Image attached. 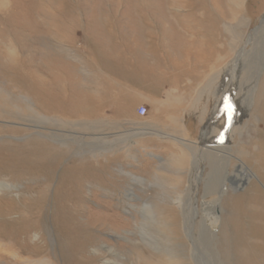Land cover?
Masks as SVG:
<instances>
[{
  "label": "rangeland",
  "instance_id": "obj_1",
  "mask_svg": "<svg viewBox=\"0 0 264 264\" xmlns=\"http://www.w3.org/2000/svg\"><path fill=\"white\" fill-rule=\"evenodd\" d=\"M162 84L179 101L172 124L217 152L190 146L187 170L168 166L173 148L153 152L155 129L146 152L126 137L152 122ZM263 122L264 0H0V237L25 253L44 255L53 235L65 264L73 243L77 264H264V129L260 154L241 158L238 142ZM208 187L222 197L204 209ZM217 211L219 241L200 229Z\"/></svg>",
  "mask_w": 264,
  "mask_h": 264
},
{
  "label": "bare ground",
  "instance_id": "obj_2",
  "mask_svg": "<svg viewBox=\"0 0 264 264\" xmlns=\"http://www.w3.org/2000/svg\"><path fill=\"white\" fill-rule=\"evenodd\" d=\"M236 15V14H235ZM245 57H247V59H248V56H245ZM128 61V60H127ZM129 62V61H128ZM6 93V92H5ZM242 93V92H241ZM240 93V94H241ZM171 97V96H170ZM148 100V99H147ZM167 100V99H166ZM239 100V99H238ZM160 101V100H159ZM164 101V100H163ZM227 101V100H226ZM159 103V102H158ZM171 103V104H170ZM174 103L176 104V106H177V108H179V106H178V104L177 103H179V101H178V99H176L175 101H174ZM155 104H157V103H155ZM163 104H164V102H163ZM167 104V103H166ZM170 104V106L171 105H173L172 104V100L170 99V101L168 100V105ZM43 105H44V103H43ZM161 106V105H160ZM156 107V106H155ZM169 107V106H168ZM154 108V107H153ZM158 109V108H157ZM4 110V109H3ZM155 110V109H154ZM160 110V109H159ZM260 110V109H259ZM182 111V110H181ZM208 111V110H207ZM8 112V111H7ZM21 111L18 109V111H17V113H20ZM31 112H32V114L30 115V116H28V117H31V118H34V116L33 115H36L37 116V118H40V119H42V120H46L47 119V117H43V115L41 116L40 114H38V112L37 111H35V109H32L31 110ZM157 112V111H156ZM11 114V113H10ZM15 114H16V112H15ZM25 114V113H24ZM23 116V115H22ZM45 116V115H44ZM11 117V116H10ZM170 117V116H169ZM184 118V117H183ZM23 119V118H22ZM39 119V120H40ZM180 119V118H179ZM259 119H261V117H257V121H259ZM177 119H175V121H176ZM180 121V120H179ZM185 121V123L187 122L186 120H183V122ZM46 122V121H45ZM103 122V121H102ZM184 123V124H185ZM11 124V123H10ZM184 124H181V126L179 127L180 128V132H179V134H174V136H172V135H170V136H172V138H173V142H176V144L174 145V146H172L171 148H173L174 150H175V152L172 154V155H170L171 156V158L170 159H168L167 160V164H168V166L170 167V168H173V169H176L177 171H183V170H187L188 169V165L186 166V164H187V159L186 158H188L187 156H188V152H187V150H191V152H192V150L193 149H191V148H189L190 146H192V147H194L195 149H196V151H198V152H202V155L204 156V154L205 155H208V154H214V155H216L217 154V152L215 151V150H209L208 148H203V147H201L199 144L200 143H197V141L195 142V141H192V140H189V138L188 137H190L189 136V134H188V129H187V127H186V125H184ZM26 126V125H25ZM33 126V125H32ZM138 127V126H137ZM201 127V126H200ZM28 129H30V130H34L33 128H29V127H27ZM263 129H264V122H263V124L261 125V127H259V126H257V125H255V127L254 128H252L251 129V134L250 135H247V136H245V137H240V138H238V142H240V144H241V142L242 141H244L241 145V147L243 148V149H241L242 150V153H240V156H241V158H245L246 156L247 157H249V158H251V154H249V151H247V149H248V147H252V152H254V153H258V154H260L261 153V147L259 148V147H257V146H259V144L261 145V143H259V141H260V138H262L263 137V135H262V132H263ZM137 130V128L136 129H134V131L133 130H131V133L130 134H128V135H126V137L128 138L129 137V135H130V137H133V138H139L141 135H143V133H141V132H137L136 131ZM139 130V129H138ZM241 130V127L239 128V129H237V132L238 131H240ZM12 132V131H11ZM145 132V131H144ZM168 132V131H167ZM40 134H42V133H39L38 132V135H40ZM95 134V133H94ZM144 134H147V132L146 133H144ZM153 134L155 135V137H158V136H160V134H161V132H159V131H156V130H153ZM172 134V133H171ZM29 136V135H28ZM8 137V136H7ZM165 137V136H164ZM36 138V137H35ZM170 139V138H169ZM140 141V140H139ZM113 142V141H112ZM129 142V141H128ZM237 142V141H236ZM126 143V142H125ZM207 143V142H206ZM129 144V143H128ZM233 144V143H232ZM26 145V144H25ZM110 146V145H109ZM262 146H263V150H264V144H262ZM235 147H236V143H235ZM234 147V148H235ZM213 148V147H212ZM259 150H258V149ZM177 149V150H176ZM17 150V149H16ZM217 150V149H216ZM30 151H32V149L31 150H29L28 151V153H31ZM120 151V150H119ZM219 151V150H218ZM228 151H230V149H228ZM232 151V150H231ZM36 154H37V152H35ZM94 153V152H93ZM235 153V152H234ZM237 154V153H236ZM12 155V154H11ZM103 155V154H102ZM128 155V154H127ZM250 155V156H249ZM237 156V155H236ZM239 156V155H238ZM13 157V156H12ZM14 157H16V156H14ZM28 157L29 158H31L32 156L31 155H29L28 154ZM91 157H92V160L94 159V157H96V156H94V155H91ZM130 157V156H129ZM134 157V156H133ZM217 157V156H216ZM220 157V156H219ZM260 157V156H259ZM223 158V157H222ZM189 159V158H188ZM218 159V158H217ZM216 159V160H217ZM228 159V158H227ZM193 160V159H192ZM199 160V159H198ZM230 160V159H229ZM235 160V159H234ZM26 161H28V160H26ZM39 161V162H38ZM38 161L36 160H34V158H33V163H34V165H36V166H38V165H40V166H46L45 164H46V161H43V160H39L38 159ZM43 161V162H42ZM190 161V160H189ZM238 161L240 162V164H241V168L243 169V170H245L247 173H248V178H256V179H259V177H257L254 173H251L250 172V169L245 165V163H244V161H243V159H238ZM45 162V163H44ZM200 162V161H199ZM17 165H20L19 163H17ZM48 165V164H47ZM232 165H233V163H232ZM90 166V165H89ZM167 166V167H168ZM185 166L187 167V169L185 168ZM195 166V165H194ZM33 167H35V166H33ZM239 167V166H238ZM83 168V167H82ZM81 168V169H82ZM160 169V168H159ZM167 169V168H166ZM165 169V170H166ZM168 170V169H167ZM239 170V169H238ZM171 171V170H170ZM190 171V170H189ZM239 172V171H238ZM160 173V172H159ZM166 173V172H165ZM182 173V172H181ZM36 174V173H35ZM164 174V173H163ZM166 175V174H165ZM181 175V174H180ZM183 175V174H182ZM158 176V175H157ZM184 176V175H183ZM132 177V176H131ZM160 178V177H159ZM190 179V178H189ZM231 180V179H230ZM233 180H234V177H233ZM239 181H240V179H238ZM174 181H175V179H174ZM259 181H260V179H259ZM183 182V181H182ZM234 182V181H233ZM176 183V182H175ZM187 183V187H188V184H190L188 181L186 182ZM211 183V182H210ZM225 183V182H224ZM240 183H242L243 184V181H242V179H241V181H240ZM232 184H235V182L234 183H232ZM175 185V184H174ZM264 185V184H263ZM171 186V185H170ZM232 186V185H231ZM186 187V189H184V191L186 190V192L185 193H187V196L189 197V194H191L190 193V191H189V187L187 188ZM223 187H226V185H223ZM227 189H228V187H226ZM205 191V190H204ZM226 191H227V193L229 192L228 190H223V193L226 195ZM186 195H184V194H180V195H178L177 196V198H176V201H174V203H173V205L175 206V208H176V210H178L179 212H180V214H181V222L183 223V225H184V230L186 231V233H187V231L189 230L188 228H187V224L189 223L188 222V220H193V219H191V215H190V213L188 214H186L185 213V204H188L189 202L191 203V200L190 199H188V197H187ZM210 196H212V194H211V188L210 187H208L207 188V190L205 191V195L203 196V199H204V201H203V208L205 209V207H207L208 205H210L211 204V202L212 203H214V205L216 206V204L218 203V202H220V199H221V197H218L219 196V194H218V196L215 198V199H212V200H209V199H207V198H209ZM224 197V196H223ZM39 202V201H38ZM40 203V202H39ZM26 205V204H25ZM32 207V205H30L29 204V206H27V209L29 208V210H31V207ZM25 207V206H24ZM129 207H134V206H129ZM26 208V207H25ZM18 209H19V207H18ZM210 209V208H209ZM209 209H207L206 210V212L208 211L209 212ZM216 209V208H215ZM105 211H106V209H105ZM157 211V210H156ZM143 219H144V221H149V222H153V224H155V219H154V214L152 213V208H151V205L150 204H144V207H143ZM200 212V211H199ZM201 213V212H200ZM17 214V213H16ZM23 214V213H22ZM202 214H205V212H203ZM1 216V215H0ZM220 219H221V223H222V219H223V217L219 214V216H218ZM5 219V218H4ZM1 222H2V219H1ZM32 221H31V219H30V216H29V218L28 217H25V218H21V220L19 221V225H16V227H17V229H20L21 228V226H25L24 224H28V223H31ZM206 222V221H205ZM201 223H202V225H201V232L202 233H205L207 236H210V237H212V238H215L216 240H220V237H219V234H220V232H221V227H222V224H221V226L219 227V232L216 234V233H212L211 231H210V229L209 228H207V226H206V224L203 222V220L201 221ZM73 224V223H72ZM157 224V223H156ZM163 224V223H162ZM165 225V224H164ZM144 226H146V225H144ZM143 227V226H142ZM164 227V226H163ZM162 227V228H163ZM146 228V227H145ZM160 228V227H159ZM143 231V230H142ZM16 232V231H15ZM169 232V231H168ZM26 234V233H25ZM144 234H145V236H147V238L149 237V235H147V233L146 232H144ZM190 234V233H189ZM188 235V234H187ZM192 236L193 237H190L189 235H188V240H190V242H191V246H192V248L191 249H194V246H195V244L197 243V242H195V234H192ZM52 238H53V235L51 236ZM50 238V241H49V243H50V245H51V247L50 248H48V244L49 243H47L46 242V240L45 241H43V244L41 245V247L43 248V252H46L44 255H41V253H38V254H34V253H25L26 252V248H24V247H18V245H16L15 244V240H13L14 238H9V239H5V238H2V237H0V256H3L4 258H10L11 259V264H65V263H63V262H60V260H59V257H58V255H57V242H56V240H55V238ZM42 241V240H41ZM52 241V242H51ZM150 241V240H149ZM171 241V240H170ZM204 241V240H203ZM217 244V243H216ZM119 245H121V244H119ZM151 245V244H150ZM20 248V249H19ZM23 248V249H22ZM188 248V247H187ZM76 249H78V246H77V244H75V243H73L72 244V247L70 248V251L72 250L73 252V254H74V256H75V253H76ZM118 249V248H117ZM52 251V252H51ZM49 252H50V254H49ZM137 253V252H136ZM191 253V252H190ZM193 253V252H192ZM41 255V256H40ZM140 255V254H139ZM34 256H40V257H38V258H33ZM74 256L72 257L73 259H72V261H73V264H77V262L79 261V260H77V258H74ZM174 260L176 259V257H172ZM146 259V258H145ZM144 259V260H145ZM3 260V259H2ZM71 261V262H72ZM151 261V260H150ZM71 262H70V264H71ZM109 262H111V261H109ZM113 262V261H112ZM79 263V262H78ZM113 264V263H112ZM133 264V263H132ZM137 264V263H136ZM197 264V263H196Z\"/></svg>",
  "mask_w": 264,
  "mask_h": 264
},
{
  "label": "crops",
  "instance_id": "obj_3",
  "mask_svg": "<svg viewBox=\"0 0 264 264\" xmlns=\"http://www.w3.org/2000/svg\"><path fill=\"white\" fill-rule=\"evenodd\" d=\"M163 85L164 84L160 85V88H161V91H162L161 93L162 94L159 96V99L157 100V104L155 105L156 107L154 106L153 110H151L152 111V114L154 116L152 118V122H150L149 124L145 122L144 123L145 125L143 124L142 126L139 125L138 127L131 128L133 131H134V129L137 128V130L139 129L138 130L139 132L143 133V136L144 137H142V139H144V143H145L144 150H143L144 152L147 151V148L146 147L149 145L145 141L146 135L144 133H146V132H148L150 130H153V129H155L156 131L161 132L160 136H158L157 138H155L156 140L154 142V145H156L157 147H160L158 149L159 151H156L155 149H154L155 151H153L154 153L155 152L159 153L160 154L159 156L164 155L166 152L169 151V147H172V146H174L176 144V142H173L172 141L173 140L172 136H174V134H179V132H180V128L179 127L177 128V126H175L174 124H172L173 123L172 117L171 118L168 117L169 115H172V114L176 113L178 108H177L176 105H171L170 106V104L169 105L166 104L168 101L166 100L167 97H166V93L164 91L167 90V89H166V87H163ZM143 91H147V89L144 88ZM139 97H140L139 98V101H143L144 98H145V97L143 98L141 96H139ZM163 102H164V104H163ZM141 107H143V106L140 105L139 108H141ZM139 108L136 109V110H134L135 107L133 106L131 112H137L139 110ZM151 111H149V114H150ZM166 122H168V123H166ZM170 135H172V136H170ZM150 151H152V150H150Z\"/></svg>",
  "mask_w": 264,
  "mask_h": 264
},
{
  "label": "water",
  "instance_id": "obj_4",
  "mask_svg": "<svg viewBox=\"0 0 264 264\" xmlns=\"http://www.w3.org/2000/svg\"><path fill=\"white\" fill-rule=\"evenodd\" d=\"M219 211L216 212V214H208L205 212V214L203 215L204 217L206 216V226L208 228H210L212 233H218L219 231V227H220V218L219 216Z\"/></svg>",
  "mask_w": 264,
  "mask_h": 264
},
{
  "label": "built area",
  "instance_id": "obj_5",
  "mask_svg": "<svg viewBox=\"0 0 264 264\" xmlns=\"http://www.w3.org/2000/svg\"><path fill=\"white\" fill-rule=\"evenodd\" d=\"M138 113H139V116L144 117L145 115H147L148 111L146 108H140Z\"/></svg>",
  "mask_w": 264,
  "mask_h": 264
}]
</instances>
